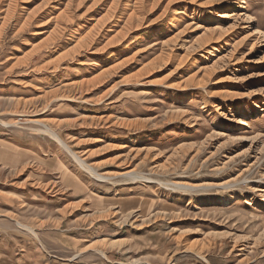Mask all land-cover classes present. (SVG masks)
Masks as SVG:
<instances>
[{"label": "rangeland", "instance_id": "1", "mask_svg": "<svg viewBox=\"0 0 264 264\" xmlns=\"http://www.w3.org/2000/svg\"><path fill=\"white\" fill-rule=\"evenodd\" d=\"M0 264H264V0H0Z\"/></svg>", "mask_w": 264, "mask_h": 264}, {"label": "bare ground", "instance_id": "2", "mask_svg": "<svg viewBox=\"0 0 264 264\" xmlns=\"http://www.w3.org/2000/svg\"><path fill=\"white\" fill-rule=\"evenodd\" d=\"M243 80H244L243 77H239L238 80H237V82H241V81H243ZM235 140H236V138H235Z\"/></svg>", "mask_w": 264, "mask_h": 264}]
</instances>
